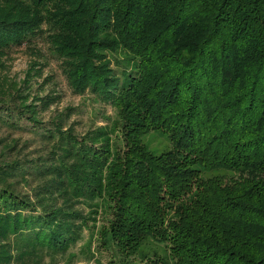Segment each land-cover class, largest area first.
Listing matches in <instances>:
<instances>
[{"label": "trees", "instance_id": "16d2710c", "mask_svg": "<svg viewBox=\"0 0 264 264\" xmlns=\"http://www.w3.org/2000/svg\"><path fill=\"white\" fill-rule=\"evenodd\" d=\"M40 35L73 94L117 111L121 148L107 129L41 125L49 99L0 104V124L28 121L60 152L0 168V264L74 246L78 201L110 213L120 256L165 249L141 264H264V0H0V58ZM151 132L169 149L152 153ZM15 178L41 187L16 193Z\"/></svg>", "mask_w": 264, "mask_h": 264}, {"label": "rangeland", "instance_id": "374dc122", "mask_svg": "<svg viewBox=\"0 0 264 264\" xmlns=\"http://www.w3.org/2000/svg\"><path fill=\"white\" fill-rule=\"evenodd\" d=\"M111 66L112 69L118 68L114 60H111ZM11 97H16V103L20 102L18 98H26L23 100L26 104L34 105H38L39 99H49L48 108L38 111L37 115V120L44 127L60 122L65 130L69 129L79 138L103 128L109 131L112 144H121L119 136H116L117 111L90 93L75 95L71 92L61 73L60 62L53 56L44 35L37 36L32 45L0 58V104L8 105ZM18 125L24 130L17 131L0 124V168L15 163L51 161L60 153L53 143L27 131L34 129L28 121H20ZM143 141L154 154L169 149L167 138L158 133H148ZM6 183L16 193L28 197H34L41 187L40 182L30 178L8 179ZM4 185L0 182V188ZM53 201L47 203L54 207L63 204L58 196ZM102 205L99 201H94L92 208L80 201L72 203L73 210L81 213L86 221L80 239L62 255H36L24 264H141L140 259L145 255L166 256L162 246L151 242L141 247L137 254L128 258L120 256L105 238L107 234L104 231L111 217ZM11 254L16 255L14 250Z\"/></svg>", "mask_w": 264, "mask_h": 264}]
</instances>
